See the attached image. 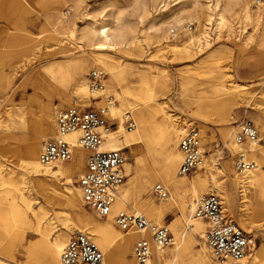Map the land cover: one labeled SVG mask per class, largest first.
Returning <instances> with one entry per match:
<instances>
[{
    "label": "rangeland",
    "instance_id": "374dc122",
    "mask_svg": "<svg viewBox=\"0 0 264 264\" xmlns=\"http://www.w3.org/2000/svg\"><path fill=\"white\" fill-rule=\"evenodd\" d=\"M135 1L80 0L77 3L76 0H0V117L2 118L0 124L3 126L0 130V136L10 135L14 138L5 145L0 143V165L4 169H6L8 163L15 165V167L22 164L18 152L22 145L19 139L31 140L34 137L36 130L39 128L38 120L44 106L51 107L55 114L75 105L101 108L107 104L108 99H111L113 105L119 106L116 94L120 95L123 91L130 89L140 90L150 87L159 95L158 104L167 103L168 110L176 115L174 119L175 121L177 119V121L171 123V125L177 131L180 130L178 147L181 137L187 131L198 128L202 138L205 165L213 166L214 162L215 167L219 166L226 169L229 165L230 169L235 168L237 172L236 160L238 153L242 149H247L249 152L252 147L248 145L236 146L234 150L233 146L231 147V143L235 142L234 136L239 125L242 122L250 121L264 134V129L259 124L261 123L260 119L263 118L258 117L259 114H264V41L260 47L258 46L264 37V18L258 24L254 20L245 24L242 18L238 20L237 16L232 15L229 17L232 20V28L230 30L223 28L218 33L216 20L209 23L205 17H199L196 14L193 15L192 19L185 18L180 25H177L176 19L183 7L184 0H171L167 9L161 8L162 5L153 6L150 8V16L140 29H144L156 16L165 18L170 11L171 14L175 13L174 18L170 20V24H176L177 26L172 27L168 34L171 36V32H175V37L171 36L168 41H162V43L153 41L146 43L142 40L139 45L140 49L128 51L126 54L125 52H120L119 55L111 54V64L117 67V70H120L119 82L112 87L114 91L109 90L111 79L108 73H105L104 91L102 93L94 95L90 92L84 103L80 102L79 98L73 97L70 102L62 104L60 91L55 89L54 81L51 80V76L48 74V67L52 63L65 61L64 56L66 54L62 53L63 50L74 54L75 60L79 58L91 59L93 51L84 45L80 48L78 41L74 42L75 40L71 41L68 38L67 31L55 27L54 16L62 13L68 14L67 18L74 23L77 30H81L89 23L87 17H91L92 20L94 18L99 20L104 16L102 21H108V16L119 12L124 13L125 20L137 23L138 16L134 10ZM250 5L252 12L255 13L258 6L254 5V0H251ZM176 8L177 10H175ZM189 27L192 28V32L189 31ZM189 41H193L194 57L183 59L186 57L185 55L167 52L169 50L167 46H182ZM200 49L202 50L200 51ZM102 69L101 66L95 67V64L89 67L84 76L87 83L89 84L88 79L92 71H102ZM162 69L163 73L160 75L159 71ZM154 79H159L164 84L162 86L158 85L154 82ZM71 91V87L64 89V93L67 95ZM134 104L136 103L134 102ZM7 109L22 114V119L19 118L15 125L11 124L7 121ZM122 111L124 115L131 112L123 108ZM131 114L136 125H138L136 113ZM110 116L116 120V126L111 131L119 132L121 128H119L117 119L112 116V113ZM257 121L260 122L257 123ZM164 122L167 123L166 116L160 115L150 134L147 137L144 136L142 143L134 146L132 151H123L126 160L125 165L130 166L131 170V172H128L124 167L126 180L123 190L131 188L132 180L136 174L140 175L146 171L147 179L150 178V166L153 164L155 168L159 169L166 158L167 152L175 150V148L169 147L165 138L160 137L158 128ZM6 126L10 128L11 132L5 130L8 129ZM124 129L128 134L136 133V129L131 132L132 130L127 128L126 121ZM227 131H234L232 137L227 138ZM49 136L48 139L55 136L51 124ZM48 139L43 140L41 144ZM257 149H264V147L258 146ZM249 157L252 158L251 155ZM72 161L77 162L78 158ZM252 161L256 162L255 160ZM181 164L182 161L178 167V172ZM256 164L258 163L256 162ZM208 166L205 170H196L187 176H178L177 179H182L186 184H189L193 179L207 172ZM4 169L3 175H6L7 172ZM213 169L214 181L209 180L206 186L201 188L196 195L189 191L176 192L174 187L164 184L170 197L167 201H159L153 195V189L156 185L163 183L160 181L153 182L146 195L149 197L148 193H150L157 206H166L168 203H173L171 209L165 213L164 218L158 222L141 209H135L132 203H129V209L139 210L151 222L166 225L170 228L175 238V245L162 249L166 252L167 259L171 257L170 252L174 250L176 243L181 240L188 241V235H183L181 238L179 234L186 229L187 218L190 213L189 205L195 204L199 198L214 190H217L222 196L224 185L230 187V181L225 184L222 183V173L215 168ZM80 174L82 173L74 174L72 176L73 182L69 184L65 178H61L60 185L76 190ZM237 174L241 176L238 172ZM11 175L14 176L13 178L16 181L20 179L17 173ZM15 186L19 187L18 189L11 188V196L21 203L18 193L20 185L17 183ZM230 188L235 200L234 203H226L228 211L225 212L251 236L254 241L253 248L259 256L257 264H264V231L258 227L264 224V206L262 213L259 215L258 211L262 209L255 201L256 196H254L259 192L257 190L251 191V204L249 203V207L243 212L241 209L244 208L241 207L239 193H236V188ZM9 189L10 185L0 186V200L5 198L2 192ZM262 196L261 199H264L263 193ZM39 205L49 212L48 216L42 221L44 236L57 231L65 233L64 223L69 218H74V216L86 217L96 224L99 223L98 225H102L107 221L100 219L85 205L72 211L68 199L64 197L56 198V202L53 204H50L45 198L39 197V202L34 208H39ZM121 210L114 211V214ZM245 213L246 215H243ZM37 222V219L31 217L32 228L26 231L14 229L11 226L10 234L13 237L8 238L5 247L6 253L16 264H31V260H37L40 257L44 237L43 234L35 231ZM249 222L252 225V230L247 229ZM108 223L112 225L116 234L120 236L128 234V232L116 228L113 219ZM176 224L180 227H175ZM205 227L208 228L207 224ZM72 234L73 232H68L67 236L71 237ZM17 235H24V238ZM138 240L132 244V251L126 254V260H121L119 257L113 259L111 256L107 258L99 247L105 256L106 264H123L124 261V264H135L132 255L134 244ZM92 241L95 242L94 239ZM190 244L191 247L186 250L177 264H189L190 262L191 264H199V254L202 247L208 251L212 264H219L212 257L206 238L198 236L196 241L191 238ZM250 254L253 253L249 252L248 255ZM166 264L170 263L167 262Z\"/></svg>",
    "mask_w": 264,
    "mask_h": 264
},
{
    "label": "bare ground",
    "instance_id": "6f19581e",
    "mask_svg": "<svg viewBox=\"0 0 264 264\" xmlns=\"http://www.w3.org/2000/svg\"><path fill=\"white\" fill-rule=\"evenodd\" d=\"M76 1L77 3L80 2V0ZM170 1L171 0H136L134 3V10L138 16L137 23L125 20L124 13L119 12L118 14L114 13L108 16V21H102L104 16L99 18V20L95 18L92 20L91 17H87L89 23H87L84 28L81 27V30H77L74 27V23L67 18L68 14L62 13L55 15V27L67 31L68 38L71 41L75 40L74 42L78 41V46L80 48L84 45L93 51L91 59L79 58L75 60L74 54L63 50L62 53L66 54L64 56L65 61L61 63H52L48 67V74L51 76V80L54 81L53 85L55 89L60 91L59 94L62 104L70 102V99L73 97L79 98V101L84 103V100L88 98L90 92L94 95L103 92L91 91L88 87L86 78L84 77L88 68L94 64L95 67L101 66L104 73H108L111 79L109 90L111 92L114 91L112 87L119 82L120 70H117V67H114L111 64V54L119 55L120 52H125L126 54L128 51L140 49L139 45L142 40L146 43L151 41L155 43L168 41L172 36V32L170 36L168 31L172 30V27L180 25L185 18L192 19L193 15L196 14L199 17H205L206 21L209 23L212 22V20H216L217 28L219 29L218 33L221 32L223 28L228 30L232 28V20L229 19L232 15L237 16L238 20L242 18L245 24H248L251 20H254L256 24H258L264 18V4L258 6V9L253 13L250 5L251 0H184L183 7L180 9L178 18L176 19L177 25L170 24V20L174 18L175 13L171 14L169 11L165 18L156 16L148 25H146V27H144V29H140L150 16L151 7L162 5L161 8L167 9L170 5ZM175 10H177V8ZM263 41L264 37L259 42V47L263 44ZM204 47L206 46L204 45ZM167 48L169 49L167 52L172 54L178 53L185 55L186 57L183 59H190L195 55L193 41L186 42L182 46L169 45ZM201 50L202 49H200V51ZM162 73L163 69L159 71L160 75ZM154 82L161 86L164 84V82H161L159 79H154ZM69 87L72 88V91L67 95L64 93V89ZM115 96L119 101V106L112 105L110 108V114L112 113V116L117 119L121 130L119 132H106V150L132 151L134 146L143 142V138H145L144 136L147 137L150 134L151 130L157 123V120L160 118V115L166 116L167 118V123L164 122L162 126L158 128L160 137L165 138V141L168 142L170 148H175V150H169L167 152L166 158L159 169L155 168L153 164L150 166V178L147 179L146 171H144L140 175L136 174V176H134L130 189L123 190V186L120 188L117 202L113 208L115 212L121 209L132 210V208L129 209V203H132L135 209H141L150 217L155 218L158 222L164 218L165 213L171 209L173 203H168L166 206H157L154 202L153 196L150 193H148L150 195L149 197L146 195L148 188L153 182L160 181L163 185L172 186L176 192L179 193H182V191H189L196 195L201 188L206 186L209 180L214 181L213 168H215L222 173V183L225 184L227 181H230V187H233V189L236 188V193H239L240 195L241 207L244 208L241 209V211L245 212L247 210L249 203L251 204V191L257 190L259 194L254 195L256 196L255 201H257V204L262 209L258 211L259 215L262 213L264 206V199H261L263 197L262 193L264 195V149H257L253 146L251 147L252 149L250 148L249 155H251V159L255 160L258 164L256 170L248 175L239 176L235 168L230 169L229 165H227V169L219 166L215 167L216 165H214L213 162V166H208L206 164L203 167L205 170L208 166L207 172H204L202 176H198L189 184H186L184 180L177 179L178 176L180 177L178 167L183 159L180 146L178 147L180 130L177 131L175 127L171 125V123L176 122L177 119L175 121L174 117L176 115L168 110L167 103L158 104L159 95L150 87L140 90L130 89L128 91H123L120 95L116 94ZM132 100L136 104H134V102L132 103ZM121 107L127 111H131L129 113H136L138 124L134 128V130L136 129V133L128 134L126 129H124L125 115ZM263 115L259 114L258 116L259 118L260 116L263 118L260 119L261 123H259L260 121H257L262 129H264ZM56 117L57 114L52 111L51 107L44 106L40 112L38 120L39 128L36 130L34 137L31 140L19 139L22 145L18 152L20 153L22 164L19 167H15V165L8 163L6 169L0 165V186L4 187L10 185L9 190L2 192L5 197L4 200H0V264H16L6 253L5 242L9 237H13V235L10 234L11 226H13L14 229H22L24 231L30 230L32 228L31 217L38 221L35 231L43 234L42 236L44 237L42 253L37 260H31V264H59L61 254L70 238L67 236V233H74L76 231L87 232L90 238L94 239L95 243L102 249L107 258L111 256L113 259L119 257L121 260H126V254L128 252L131 253L132 251V244L137 239L149 237V234L147 231L132 232L134 230H131L127 235L120 236L116 234L112 225L108 223V221L112 220V217L107 219L106 223L98 225L99 223L96 224L88 220L86 217L74 216V218H69V220L64 223L63 229L66 231L65 233H59V231H57L44 236L45 233L42 231V221L48 216L49 212L46 208H42L40 205L39 208H34L39 202V197L45 198L50 204L55 203L56 198L64 197L65 199H68L72 211L85 205L79 187H77L76 190L65 188L62 187L59 182L61 178H65L68 184L72 183V176L74 174L82 173L84 159L86 157L85 152L79 151L77 153V162L71 161L69 163L56 164L55 166L48 168L43 167L39 162L42 145L41 142L48 139L50 124L53 126V130L56 134ZM19 118L22 119V114H17L13 112L12 109H7L8 122L15 125ZM1 119L2 118L0 117V120ZM2 127V124H0V130ZM9 129L10 128L8 127V129L5 130L11 132ZM233 132L234 131H227V138L230 136L232 137ZM11 139L14 138L10 135H1L0 143L5 145ZM72 139L75 141L76 136H73ZM234 143H231L232 145L230 144L231 147L233 146V150L236 146L240 147ZM8 153L10 154L11 152ZM125 168L128 172H131L130 166L127 164L125 165ZM3 169L7 172L6 175H3ZM16 173L20 177L17 181L13 178L14 176L11 175ZM17 183L20 185L18 193L21 198V203L17 202V199L11 196V188L18 189L19 187L15 186ZM230 187L224 185L223 194L221 196L225 211H228L226 203H234L235 200L234 194L230 192ZM194 206V204L189 205L190 213L187 218L186 229L182 230L179 234L181 238L183 235H188V241L181 240L179 243H176V247L170 252L171 257L168 259L165 256V251L162 249H156L153 252L154 261L152 264H166L167 262L170 264H177L185 254L186 250L191 247V238L195 241L198 236L206 238L208 228H206L205 225L207 223L203 220L193 219L192 215ZM243 215H246V213ZM175 227L179 228L180 226L176 224ZM258 227L264 231V224H261ZM247 229L252 230L250 222ZM17 236H22L24 238V235ZM251 243L250 252L253 253L252 255H248L239 263L229 264H257L259 256L253 248L254 241L252 240ZM199 261V264H212L206 248H201ZM189 264H191V262Z\"/></svg>",
    "mask_w": 264,
    "mask_h": 264
},
{
    "label": "built area",
    "instance_id": "2783aa9c",
    "mask_svg": "<svg viewBox=\"0 0 264 264\" xmlns=\"http://www.w3.org/2000/svg\"><path fill=\"white\" fill-rule=\"evenodd\" d=\"M262 4L264 0H254L255 6ZM189 31L192 32L191 27ZM172 36H175V32H172ZM105 76L100 70L92 71L88 79L89 89L93 92L104 91ZM112 105L111 99H108L101 108L75 105L60 110L56 118V134L42 144L39 162L45 168L53 167L71 162L79 151L85 152V166L78 180L85 206L100 219L112 217L120 231H147L149 237L141 238L134 244L132 256L135 264H152L153 252L173 246L175 238L168 226L151 222L143 212L127 209L114 214L120 188L126 180V160L123 151L105 149V134L116 126V120L110 116ZM125 121L128 129L136 127L131 113L125 114ZM73 136H76L75 141ZM234 140L242 147H264V134L250 121L239 125ZM179 146L183 155L180 176L203 169L205 154L198 128L187 131L181 137ZM256 168L257 164L250 159L248 150H240L236 160L237 172L245 176ZM153 195L159 201H167L170 197L163 184L154 187ZM194 205L193 219L203 220L208 225L206 243L213 259L219 264L243 261L251 249V236L227 216L218 191L202 196ZM59 264H106V261L88 233L76 231L66 243Z\"/></svg>",
    "mask_w": 264,
    "mask_h": 264
}]
</instances>
